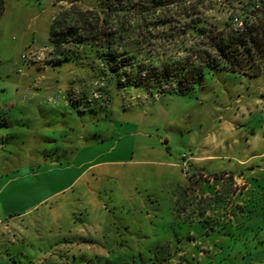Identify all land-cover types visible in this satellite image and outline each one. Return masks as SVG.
<instances>
[{
	"label": "rangeland",
	"instance_id": "rangeland-1",
	"mask_svg": "<svg viewBox=\"0 0 264 264\" xmlns=\"http://www.w3.org/2000/svg\"><path fill=\"white\" fill-rule=\"evenodd\" d=\"M71 1L4 0L0 190L14 178L5 193L22 196L29 212L0 256L6 264H264V74L206 72L188 95L130 88L109 101L51 54L52 20ZM207 17L226 19L225 4ZM104 160L118 163L73 184L81 163ZM62 167L69 173L59 178ZM32 171L40 184L22 177ZM224 172L234 178H198Z\"/></svg>",
	"mask_w": 264,
	"mask_h": 264
},
{
	"label": "trees",
	"instance_id": "trees-1",
	"mask_svg": "<svg viewBox=\"0 0 264 264\" xmlns=\"http://www.w3.org/2000/svg\"><path fill=\"white\" fill-rule=\"evenodd\" d=\"M254 1L73 0L52 20L51 54L84 72L109 101L130 88L188 95L206 72L264 74V0ZM222 4L226 19L211 23L207 13Z\"/></svg>",
	"mask_w": 264,
	"mask_h": 264
},
{
	"label": "crops",
	"instance_id": "crops-1",
	"mask_svg": "<svg viewBox=\"0 0 264 264\" xmlns=\"http://www.w3.org/2000/svg\"><path fill=\"white\" fill-rule=\"evenodd\" d=\"M90 147H84L81 150L82 154L83 151L89 150ZM98 153L102 152L101 148H96ZM116 151L115 148L111 147L109 148L108 152L114 153ZM204 158H216V156L211 155V154H204L203 157L200 156L199 159H204ZM118 162L116 160L112 161H100L97 163H88V162H83L77 167V175L75 179H73V184L78 182L80 179H82L84 176L90 174L91 176H94L96 173V170L106 164L110 165H116ZM68 167H62L61 171L58 173L59 178L67 175L69 171L67 170ZM215 174H224L222 175V178L220 179H214V180H224L225 177H228L229 179L234 178V173H213V174H206L203 175L204 177H209L213 176ZM194 176V175H192ZM22 177H27L33 179L35 183L38 185L40 184V172H35L32 171L31 173L24 174ZM15 182L14 178H11L7 182L3 184V188L0 190V217L2 220H4V223L0 225V242L4 244V242H9L11 244L14 243L13 239L11 238V226L12 224L15 223L17 219H21L27 212H29V208H25L26 201L25 199L20 195L16 196V192H10L12 193L11 196H8V194L5 193L7 188H9L13 183ZM19 193V192H18ZM187 222H191L188 221ZM191 225V223H189ZM193 226H195L194 223H192ZM191 229V228H190ZM190 233L193 234L192 231ZM200 234H202V231H199ZM7 262L3 259V257L0 256V264H6Z\"/></svg>",
	"mask_w": 264,
	"mask_h": 264
},
{
	"label": "built area",
	"instance_id": "built-area-1",
	"mask_svg": "<svg viewBox=\"0 0 264 264\" xmlns=\"http://www.w3.org/2000/svg\"><path fill=\"white\" fill-rule=\"evenodd\" d=\"M2 223V219H1V217H0V224Z\"/></svg>",
	"mask_w": 264,
	"mask_h": 264
}]
</instances>
